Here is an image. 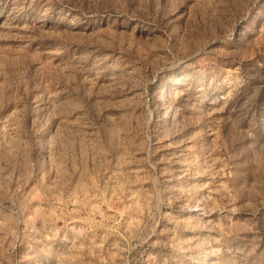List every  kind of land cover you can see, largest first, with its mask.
Segmentation results:
<instances>
[{
    "label": "rangeland",
    "instance_id": "rangeland-1",
    "mask_svg": "<svg viewBox=\"0 0 264 264\" xmlns=\"http://www.w3.org/2000/svg\"><path fill=\"white\" fill-rule=\"evenodd\" d=\"M0 264H264V0H0Z\"/></svg>",
    "mask_w": 264,
    "mask_h": 264
}]
</instances>
